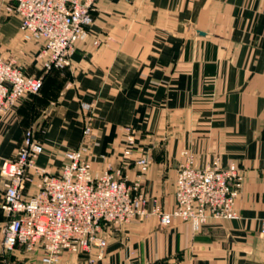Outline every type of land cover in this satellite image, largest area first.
<instances>
[{"label": "crops", "instance_id": "obj_1", "mask_svg": "<svg viewBox=\"0 0 264 264\" xmlns=\"http://www.w3.org/2000/svg\"><path fill=\"white\" fill-rule=\"evenodd\" d=\"M9 5L0 0V52L37 76L40 45L23 40ZM93 18L71 67L48 75L39 96L0 119V169L33 128L44 146L37 164L57 172L65 152L79 148L90 116L93 170L123 168L133 181L137 159L149 156L142 191L168 212L184 151L200 168L217 158L224 168L235 164L244 180L237 219H211L195 231L150 215L108 229L102 258L95 248L66 253L59 264H264V0H100ZM31 64L38 70L24 69ZM83 103L91 105L88 114ZM128 136L136 145L126 159ZM27 188V196L35 191ZM3 195L0 175V250ZM10 257L42 264L39 253Z\"/></svg>", "mask_w": 264, "mask_h": 264}, {"label": "built area", "instance_id": "obj_2", "mask_svg": "<svg viewBox=\"0 0 264 264\" xmlns=\"http://www.w3.org/2000/svg\"><path fill=\"white\" fill-rule=\"evenodd\" d=\"M8 1L7 11L21 20L23 40L40 45L37 61L41 74L28 76L13 58L0 52V119L25 98L37 96L48 75L71 67L77 44L91 35L93 12L100 0ZM99 43L94 41L95 46ZM82 110L88 114L91 105L83 103ZM91 121L89 116L79 148L65 152L55 173L37 164L44 146L33 128L26 131L15 157L3 161L1 209L7 221L2 229L0 264H17L10 255L21 250L41 254L42 264H58L66 253L91 254L95 248L99 249L97 257L102 258L108 229L150 215H157L162 226L179 219L195 231L211 219L238 218L235 205L244 177L235 164L224 168L217 158L200 168L192 154L182 152L175 206L168 212L161 208L159 199L142 191V178L150 168L148 156L137 159L139 174L133 181L122 168L103 173L93 170L87 147ZM134 142L128 141L125 156L131 155ZM29 185L35 186V191L27 196ZM261 234L264 236V219Z\"/></svg>", "mask_w": 264, "mask_h": 264}, {"label": "rangeland", "instance_id": "obj_3", "mask_svg": "<svg viewBox=\"0 0 264 264\" xmlns=\"http://www.w3.org/2000/svg\"><path fill=\"white\" fill-rule=\"evenodd\" d=\"M99 45H100V43H99ZM16 62H17V64H20L21 66H23L21 63H19L18 61H17V59L16 58H13ZM25 65H27V64H25ZM27 68H28V71L30 70V71H33L32 69H34L35 71L36 70H38L37 69V66H35V65H28L27 67H24V69H26L27 70ZM39 70H40V68H39ZM28 74V76H32L31 75V73H27ZM41 74V71H40V73H39V75ZM42 91V90H41ZM41 93V92H40ZM39 93V94H40ZM39 94L37 95V96H39ZM32 98L33 97H36V96H31ZM23 101V100H22ZM22 101L21 102H19L14 108H12L10 111H12L13 109H16V108H18V107H20L21 105H22ZM9 111V112H10ZM131 139H134L135 140V144H134V146H133V148H132V153H133V149H134V147H135V145H136V137H134V136H128L127 137V141H126V145L128 144V141L129 140H131ZM125 150V149H124ZM132 153H131V155H132ZM130 155V156H131ZM130 156H125V153H124V158H126V159H128ZM144 156H147V155H144ZM149 157V156H148ZM114 169H116V168H114ZM122 170H123V168H122ZM160 204H161V208L163 209V203H161L160 202ZM165 210V209H164ZM166 211V210H165ZM238 214V213H237ZM59 264V263H58Z\"/></svg>", "mask_w": 264, "mask_h": 264}]
</instances>
